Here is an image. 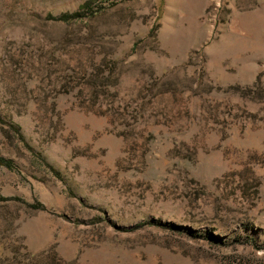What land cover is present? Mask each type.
Listing matches in <instances>:
<instances>
[{"label":"rangeland","instance_id":"374dc122","mask_svg":"<svg viewBox=\"0 0 264 264\" xmlns=\"http://www.w3.org/2000/svg\"><path fill=\"white\" fill-rule=\"evenodd\" d=\"M0 160V264H264V0H0Z\"/></svg>","mask_w":264,"mask_h":264},{"label":"trees","instance_id":"16d2710c","mask_svg":"<svg viewBox=\"0 0 264 264\" xmlns=\"http://www.w3.org/2000/svg\"><path fill=\"white\" fill-rule=\"evenodd\" d=\"M85 7H90V4L86 3V4L82 5L80 10L84 9ZM80 17H81V13H80V11H77V12H74L72 14L65 13V14L61 15L59 19H61L63 21H69L71 19H77ZM0 163H2L1 160H0ZM20 264H42V262L39 260H31L30 259V260L23 261Z\"/></svg>","mask_w":264,"mask_h":264}]
</instances>
